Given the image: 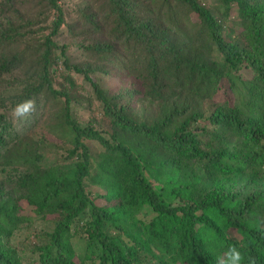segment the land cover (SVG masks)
I'll use <instances>...</instances> for the list:
<instances>
[{
	"label": "trees",
	"instance_id": "16d2710c",
	"mask_svg": "<svg viewBox=\"0 0 264 264\" xmlns=\"http://www.w3.org/2000/svg\"><path fill=\"white\" fill-rule=\"evenodd\" d=\"M10 1L0 8V82L15 68L28 75L32 82L20 105L39 99L61 105L73 135L65 171L51 168L40 175L36 164L24 160L33 172L20 184L33 214L54 220L49 239L36 249L37 264H83L69 243L76 225L85 250L94 255L92 264H140L146 256L159 264H264V220L256 218L264 192H234L236 179L264 170V5L218 0L225 19L236 7L226 27L203 0H95L78 11L77 23L83 35L97 40L83 47V64L70 68L54 42L66 23L56 0H47L57 15L50 33L32 47H24L19 29L11 26ZM56 57L92 88L102 117L116 132L110 141L67 117L70 100L50 78ZM105 66L141 80L148 104L159 102L153 121L137 123L127 104L132 95L111 96L96 84L92 75ZM227 92L232 99L217 100ZM202 103L215 104L205 117ZM10 137V123L0 115V160ZM129 138L153 148H132ZM83 139L103 149L97 165ZM94 165L102 176L103 194L96 197L105 207L84 186ZM144 170L158 177L159 192ZM142 206L152 217L135 229L134 214ZM22 223L0 198V264H21L9 239Z\"/></svg>",
	"mask_w": 264,
	"mask_h": 264
},
{
	"label": "rangeland",
	"instance_id": "374dc122",
	"mask_svg": "<svg viewBox=\"0 0 264 264\" xmlns=\"http://www.w3.org/2000/svg\"><path fill=\"white\" fill-rule=\"evenodd\" d=\"M5 1L7 0H0V8ZM94 1L56 0L57 6L63 11L66 23L61 26V34L54 42L63 47L65 56L69 58L70 68L83 64L86 59L83 47L97 40V37L92 34L83 35L84 28L77 23L78 11ZM250 1L255 5H264V0ZM10 2L11 26H17L16 28L19 29L17 35L21 37L24 47L25 42L29 47L35 46L37 41L50 33L52 23L57 15L53 10H48L47 0H11ZM203 4L215 19L221 20L224 26L230 27V20L236 16L235 6L231 7V17L228 20L223 18V9L218 0H203ZM190 19L195 21L196 17L191 16ZM102 69V72L93 74L92 79L111 96L121 92L132 95L127 104L133 120L137 123L143 121L149 123L157 117L159 102L155 100L152 106L148 104L144 99L141 80L122 73L118 75L116 70L110 66L102 67ZM50 78L52 86L56 90L64 92L70 100L67 117L81 128L91 126L104 139L110 141L116 132L110 127V123L102 117V110L95 99L92 88L84 81L83 77L71 69H66L62 61L57 58ZM30 82L32 81L29 76L16 68L11 72V76L4 77L0 82V115L10 123L11 130V144L2 155L4 159L0 160V198L8 200L9 206H12L16 214L23 220V223L9 239V245L16 251L21 264H37L38 251L36 249L47 242L54 227L52 217L39 218L33 214L28 195L21 187L23 176L33 172L27 164H36L40 175H44L51 168H57L61 173L66 170L65 166L69 163L67 157L73 148V135L66 126L61 105L53 106L51 102L45 105L41 99L35 103L20 105L24 89ZM233 95L235 96L236 93ZM226 96L233 98L227 92L218 96L217 100H223ZM214 105V103H202L199 112L203 113L205 117L214 110ZM210 129L208 127L209 131H211ZM129 139L127 142L130 147L141 149L145 153L153 148L150 143H144L140 139ZM203 140L208 142L206 138ZM81 142L89 150L91 162L93 161L97 165L105 157L103 149L96 142L86 139ZM108 157L109 155L106 158ZM24 160H28L29 163H24ZM91 174L92 176L84 183L86 191L95 196H93L94 203L97 206L105 207L107 206L106 201L96 197L103 193L98 187L102 176L98 173L95 165ZM143 175L159 192L158 177L147 170L143 171ZM235 181L237 187L234 192L240 193V196L264 192V170L254 169L246 173L242 179ZM228 187L230 188L231 185L228 184ZM206 191L210 192L211 190ZM198 198L203 199L202 194L198 195ZM151 217L152 211L148 207L142 206L141 210L134 214V218L139 220L134 228H141L142 222L147 223ZM256 218L264 220L263 201L259 203ZM74 230L75 233L72 232L69 238L73 255L78 257L83 264H92L89 258L94 255L91 256L90 252L85 250V241L79 226L76 225ZM154 254L157 256L160 252L154 250ZM140 264L159 263L155 258L146 256Z\"/></svg>",
	"mask_w": 264,
	"mask_h": 264
},
{
	"label": "clouds",
	"instance_id": "9594fccd",
	"mask_svg": "<svg viewBox=\"0 0 264 264\" xmlns=\"http://www.w3.org/2000/svg\"><path fill=\"white\" fill-rule=\"evenodd\" d=\"M233 255H234V259H237L238 258V256L235 253Z\"/></svg>",
	"mask_w": 264,
	"mask_h": 264
}]
</instances>
